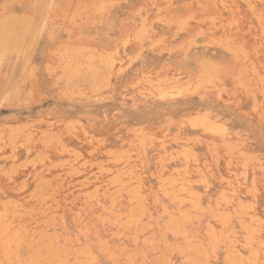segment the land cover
<instances>
[{"label":"rangeland","instance_id":"374dc122","mask_svg":"<svg viewBox=\"0 0 264 264\" xmlns=\"http://www.w3.org/2000/svg\"><path fill=\"white\" fill-rule=\"evenodd\" d=\"M1 21L0 264H264V0H0ZM63 45L108 58L96 88L66 89Z\"/></svg>","mask_w":264,"mask_h":264},{"label":"bare ground","instance_id":"6f19581e","mask_svg":"<svg viewBox=\"0 0 264 264\" xmlns=\"http://www.w3.org/2000/svg\"><path fill=\"white\" fill-rule=\"evenodd\" d=\"M4 23H5V21L0 22V37H2V38H5L7 36V32H8V29L5 27ZM2 40H4V39H2ZM2 50H3V48L1 47V43H0V52ZM58 57H59L58 60L62 63V66L64 68L63 74H64V77L66 79V89H69L71 87H75L80 83H84V84L88 83L89 85L95 86V88H96L98 86L97 83H100L102 81V79L104 78V75H103L101 68L97 67L95 63L98 61L106 63V61H108V58L105 55L103 56L102 54H96V53H93V52L88 51L86 49H83L82 47H78V46H74V45L73 46L63 45L62 47H60ZM105 63H104V65H105ZM237 63H238V60H237ZM241 68H243V67L241 66ZM227 71H228V69H227ZM233 71H235V70H233ZM229 75H231V74H229ZM202 76H203L202 81L204 79H207V81H208V79L209 80L212 79L213 74H211L210 70L209 71L205 70V73ZM236 77H237V75H236ZM213 79H214V76H213ZM208 82H210V81H208ZM239 83H238V86H239ZM95 84H97V86Z\"/></svg>","mask_w":264,"mask_h":264}]
</instances>
